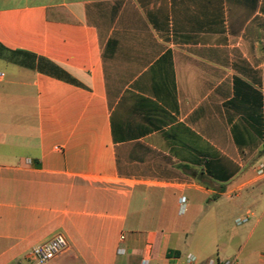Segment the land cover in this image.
<instances>
[{
    "label": "crops",
    "instance_id": "crops-1",
    "mask_svg": "<svg viewBox=\"0 0 264 264\" xmlns=\"http://www.w3.org/2000/svg\"><path fill=\"white\" fill-rule=\"evenodd\" d=\"M0 72V264H264V0H0Z\"/></svg>",
    "mask_w": 264,
    "mask_h": 264
},
{
    "label": "rangeland",
    "instance_id": "rangeland-1",
    "mask_svg": "<svg viewBox=\"0 0 264 264\" xmlns=\"http://www.w3.org/2000/svg\"><path fill=\"white\" fill-rule=\"evenodd\" d=\"M246 193L245 191H242ZM256 197L258 198V202L254 205L252 203H248L247 201L237 208H233L230 212L228 211L223 219V223L221 224V231L227 232L228 234H234L236 231H239L240 235L244 238L252 232L250 245L258 242L264 243V186L259 187L256 191ZM235 198L232 196V199ZM222 200H225V197H221ZM247 210H250L252 214L247 215ZM248 216V221L241 225H237L235 223L236 217H245ZM259 221V222H258ZM258 222V223H257ZM189 224V222H188ZM230 257V255H228ZM222 258L224 255H221ZM58 260H51L45 264H57ZM67 264V263H66Z\"/></svg>",
    "mask_w": 264,
    "mask_h": 264
},
{
    "label": "built area",
    "instance_id": "built-area-1",
    "mask_svg": "<svg viewBox=\"0 0 264 264\" xmlns=\"http://www.w3.org/2000/svg\"><path fill=\"white\" fill-rule=\"evenodd\" d=\"M5 74L0 72V78ZM258 175H264V165L260 164L257 167ZM179 211L181 214L187 211V198L182 196L180 199ZM246 219L237 220V223L245 222ZM68 247V239L65 234L57 233L53 238L48 241L42 242L31 248L26 255V264H45L48 261L56 258L64 249ZM188 264H199L197 258L194 255H188L186 257ZM201 264H241L237 259H221L210 258Z\"/></svg>",
    "mask_w": 264,
    "mask_h": 264
}]
</instances>
